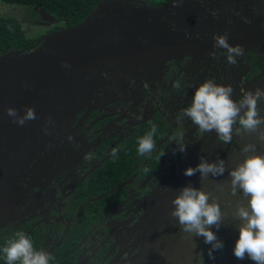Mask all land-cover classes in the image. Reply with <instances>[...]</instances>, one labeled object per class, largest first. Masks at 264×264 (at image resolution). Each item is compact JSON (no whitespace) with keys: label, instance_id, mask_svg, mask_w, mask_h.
<instances>
[{"label":"flooded vegetation","instance_id":"obj_1","mask_svg":"<svg viewBox=\"0 0 264 264\" xmlns=\"http://www.w3.org/2000/svg\"><path fill=\"white\" fill-rule=\"evenodd\" d=\"M223 1L232 11L228 24L230 32L240 28V23L250 26L253 21L257 23L255 28L264 30V0ZM165 2L172 0L159 4ZM239 16L245 19L241 20ZM40 37L35 38L30 50L44 43ZM254 51H243L250 62L244 81L249 89L254 84L264 87V73L261 67L258 68L259 59L254 57ZM256 52L264 53V50ZM227 72L218 77V82L227 78ZM141 73L136 68L128 74L121 72L116 75L120 80L99 83L104 84L102 89L96 84V92L84 96L87 87L81 108L73 117L56 119L51 133L39 131L35 135L28 134L14 147L0 148V158L4 159L0 161V238L14 239L15 233L23 232L37 250L47 252L54 246L50 256L66 233L76 226L74 224L83 211L87 229L73 249L78 253L77 259L70 264H135L146 254L151 253L153 257L161 253L172 239L173 226L177 221L170 214V201L186 184L184 179L191 177L182 174L185 166L195 165L201 156L213 161L219 157L223 158L228 172L235 165L232 162L244 155L242 146L264 144L257 141L254 133L244 132L233 133L231 141L224 143L218 141L215 133H201L190 120L181 118L179 114L190 102L196 86L185 79L183 69H176L167 81L144 79L140 77ZM8 80L11 83L8 78L0 80L1 106H7L8 97L12 94L11 91L7 96L9 91L5 90L10 85L7 86ZM19 86L25 89V82ZM57 91H50L51 98L56 99L53 94ZM60 97L63 98L62 94ZM12 104L18 107L16 102L12 101ZM261 106L264 108V102L257 105L259 114L264 116V111L260 113ZM13 122L11 119L10 124ZM151 123L157 125L153 135L154 148L149 154L139 155L136 140ZM37 125L41 129L39 121ZM181 132L186 149L173 155L175 141L169 138ZM5 138L6 135L0 133L1 144ZM113 148L116 149L114 157L111 155ZM122 163L131 168V172L120 181ZM101 168V175L94 174ZM195 175L199 177L198 173L192 176ZM217 177L209 176L201 185L191 184L208 191ZM164 179L166 182L162 188L146 201ZM100 180L102 186L109 187L92 195V191L98 190L97 182ZM85 191L88 195L82 199ZM116 194H122L121 199L113 205L109 215H102L106 202H101L99 210L94 202ZM227 195L230 204L223 197L216 199L226 216L237 203L245 201L239 190L231 197L228 188ZM92 219L96 222L93 223ZM229 224H233L231 219L222 221L219 229L223 231L217 233L224 241L236 237L233 225L228 228ZM196 241L201 251H196L192 257L197 261L203 259L202 264L209 260L205 251L209 245L205 246L202 237H196ZM107 251L110 252L104 257ZM223 252L224 249L214 253L215 258ZM67 254H61L54 264H60Z\"/></svg>","mask_w":264,"mask_h":264},{"label":"clouds","instance_id":"obj_2","mask_svg":"<svg viewBox=\"0 0 264 264\" xmlns=\"http://www.w3.org/2000/svg\"><path fill=\"white\" fill-rule=\"evenodd\" d=\"M177 3L178 0H172L173 6ZM213 41L214 47L224 50L228 65L235 64L236 58L243 55L242 46L230 44L226 34H214ZM62 66L67 65L62 62ZM258 102H264V87L248 89L237 100L230 85L206 79L194 87L190 102L179 115L190 120L201 133H215L218 141L224 143L231 141L233 133L240 132L254 133L257 141L264 142V127H261L264 125V116L258 112ZM5 113L17 125L36 118L31 106H26L21 114L14 107L8 106ZM236 125L238 127H234ZM44 131L47 132V129ZM156 131L157 125L151 123L149 129L137 138V154L151 153ZM169 139L175 141L173 155L185 151L182 132ZM255 149V144L242 146L243 158L227 172L229 192L235 195L239 190L245 198V202L237 203L227 216L215 198L202 186H193L191 182L182 185L170 201V214L176 218L181 231L189 236L202 237L203 243L209 245L205 249L209 260L215 258L214 253L223 251L224 241L218 237L217 231L222 221L231 219L236 232L231 248L233 256L237 260L247 257L253 264H264V153ZM111 155H116L115 148L111 150ZM197 173L200 181L209 176H223V158L218 157L213 161L201 156L195 165L182 169L184 176ZM0 259L3 264H49L51 258L45 251L35 249L23 232H17L14 239L0 247Z\"/></svg>","mask_w":264,"mask_h":264},{"label":"water","instance_id":"obj_3","mask_svg":"<svg viewBox=\"0 0 264 264\" xmlns=\"http://www.w3.org/2000/svg\"><path fill=\"white\" fill-rule=\"evenodd\" d=\"M172 5V2H165L153 6L151 8L152 17L155 19L161 15H166ZM37 9L43 22H57L55 16L45 8L38 7ZM93 12L99 14V6ZM256 24L255 21L251 22L250 26L240 23V28L226 33L228 42L241 45L244 51L249 49L264 50V30L255 28ZM81 25L82 23L69 27L67 30L75 32ZM139 36L140 39H132L131 41L97 44L87 41L85 35H72L68 40L61 39L60 47L56 46L53 49L44 48L49 45V42L46 41H50V39L42 36L40 39L46 41L39 48L27 52L11 50L0 55V80H3V78L10 79L11 83L9 80L7 83V86L10 84L9 87L5 88L9 91L7 96L12 91V94L8 97L7 106L0 105V133L6 135L4 144L0 143V148L10 149L21 142L28 134L35 135L39 131L45 134L51 133L56 125V119L73 117L81 108L84 96H88L89 93L93 95L96 92L97 82L91 84L93 81H85V78H102L103 69L108 65L117 68L121 62L128 61L131 64L129 68L131 72L132 68L134 70L140 63L160 57L169 59L174 52L190 53L223 50L213 46V36L199 39H177L173 34L167 36L159 34L154 37ZM62 62L67 66H62ZM120 71L124 72L122 69ZM93 73L96 75L94 76ZM128 81H130V78H128ZM22 82H25V89H20L19 84ZM87 87L88 91L83 96ZM54 89L58 90L53 94L56 99L51 98L52 95L50 94V91ZM61 94L63 98L60 97ZM12 101L16 102L18 107L15 108L14 104L11 105ZM8 106L17 109L18 114L22 113H20L21 108L24 110V107L31 106L35 110L36 118L28 120L22 125H17L15 122L10 124L11 118L5 113V108ZM86 113H89V110ZM37 121L40 122L41 129L37 125ZM45 128L47 132L44 131ZM255 150L264 153V144L256 146ZM243 156L232 163L236 164ZM0 161H4V159L0 158ZM226 169L227 167H225L223 176L213 179L212 186L207 192L215 199L223 197L230 204L231 200L227 195L229 177ZM184 180L185 183H189V181L196 182L199 185L203 183L196 175ZM165 182L166 179L161 180L158 186L147 196L146 201L151 200V197L155 195L159 188H162ZM185 235L186 233L181 231L179 224L176 222L173 226L172 239L168 241L167 246L161 253H157L145 264L173 263L179 253L187 249L188 242ZM53 248L54 246L46 253L49 255ZM109 252L107 251L104 257H107ZM75 264L81 263L77 262ZM202 264H253V262L248 260L247 257L237 260L230 251L223 252L216 258Z\"/></svg>","mask_w":264,"mask_h":264},{"label":"rangeland","instance_id":"obj_4","mask_svg":"<svg viewBox=\"0 0 264 264\" xmlns=\"http://www.w3.org/2000/svg\"><path fill=\"white\" fill-rule=\"evenodd\" d=\"M157 1L159 0H103L98 4L100 13L91 12L75 32L68 31V28L58 22H43L39 17L38 9L33 6L0 1V15L16 17L20 22L21 30L27 37H49L50 41L44 40V42H49V45L44 47L46 49L60 47L61 39L68 40L72 35L78 36L80 34L85 35L87 41L108 44L140 39L139 35L154 37L159 34L165 36L173 34L177 39H199L229 32L228 24L232 11L227 2L223 0H178V3L175 6L172 5L166 15L154 19L151 8L157 6ZM239 18L241 20L245 19L242 16H239ZM53 26L59 27L51 30ZM180 27H182L181 30ZM253 55L259 59L258 68L261 67L264 73V53L254 51ZM236 60L235 64L228 65L224 58V50L190 53L174 52L169 59L160 57L147 60L138 64L136 69L142 72L140 77L155 81H167L176 69H183L185 79L194 85H198L206 79L230 85L233 88V96L236 94L234 97L238 100L243 92L249 89L244 81L248 76L246 73L249 72L250 62L248 56L244 53ZM130 65L128 61L121 62L117 68L108 65L103 69L102 78H85V81L90 82L92 80L91 83L97 82L99 89L105 88L103 87L104 84L99 83H106L112 79L120 80L116 78L122 72L120 70L130 72ZM227 70H230V72L228 73ZM225 72H227V78L218 82V77L225 75ZM98 81L100 82L98 83ZM256 86L254 84L253 88ZM260 108V113H262L264 108L262 106ZM232 196L233 194H231ZM231 225L233 224H229L228 228L232 227ZM222 231L223 229H219L217 233H222ZM194 238L195 240H192ZM186 239L188 240L187 249L182 250L176 260L169 264H195L194 262L200 264L203 260L197 261L194 259L195 257H192L196 251H201L197 248L196 237L187 234ZM233 241L232 238L224 241V252L231 251ZM151 258V253L146 254L135 264H145Z\"/></svg>","mask_w":264,"mask_h":264},{"label":"trees","instance_id":"obj_5","mask_svg":"<svg viewBox=\"0 0 264 264\" xmlns=\"http://www.w3.org/2000/svg\"><path fill=\"white\" fill-rule=\"evenodd\" d=\"M11 4L16 5H25L43 7L49 11L52 15L55 16L56 21L63 25L66 28L74 27L81 24L86 17L93 12L99 3L103 0H0ZM163 1L171 0H159L156 4H159ZM59 25V24H58ZM59 26H53L51 30L57 29ZM35 42V38L27 37L21 30L19 20L14 16L0 15V55L7 53L11 50H21L28 51L32 47L31 45ZM123 167L121 169L120 181L123 180L130 172L129 168L125 163H122ZM102 168L98 169L94 174L97 176L101 175ZM102 179V178H101ZM94 186V185H93ZM96 191H92L91 194H97L106 190L107 185L102 186L101 180L97 182ZM120 192V191H119ZM88 195V192L85 191L82 193V199ZM118 196V198H117ZM122 194H116L112 197L100 198L98 201H95L96 208L99 210L102 208L101 202H106V208L102 212V215L110 213L113 205L120 200ZM81 202V200L79 201ZM85 213L82 211L77 218V221L72 229L66 233L64 239L60 245H58L53 253L50 255L49 264H54L56 260L60 257L61 254L68 252L65 259L60 264H70L77 259L78 253H74V247L79 243L80 239L83 238L84 232L87 229L85 223ZM92 222L95 223L96 220L92 219ZM105 234L107 231L104 232ZM9 240H12L10 237H1L0 238V247L4 246L5 243ZM36 249V248H35ZM219 252V251H218ZM217 252V254H218ZM3 263V260L0 259V264Z\"/></svg>","mask_w":264,"mask_h":264}]
</instances>
